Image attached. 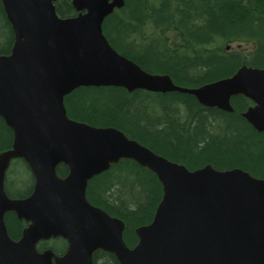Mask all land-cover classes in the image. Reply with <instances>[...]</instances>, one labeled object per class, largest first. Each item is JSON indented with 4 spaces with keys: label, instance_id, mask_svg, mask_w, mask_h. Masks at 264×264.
<instances>
[{
    "label": "water",
    "instance_id": "obj_1",
    "mask_svg": "<svg viewBox=\"0 0 264 264\" xmlns=\"http://www.w3.org/2000/svg\"><path fill=\"white\" fill-rule=\"evenodd\" d=\"M57 1L1 0L14 44L0 54V117L13 133L12 147L0 153V264H94L97 251L119 264H264V179L238 168L188 170L116 128L71 119L65 106L80 87L181 93L228 113L232 99L244 96L254 106L242 117L264 134V68L243 65L231 77L182 87L169 75L144 71L109 43L105 19L125 0H71L78 15L70 18L59 17ZM17 159L35 178L24 199L5 191ZM126 159L151 170L163 189L132 248L125 223L87 199L90 180ZM60 165L68 168L65 177ZM11 212L28 224L17 240L5 221ZM57 238L67 242L63 254L38 250Z\"/></svg>",
    "mask_w": 264,
    "mask_h": 264
},
{
    "label": "trees",
    "instance_id": "obj_2",
    "mask_svg": "<svg viewBox=\"0 0 264 264\" xmlns=\"http://www.w3.org/2000/svg\"><path fill=\"white\" fill-rule=\"evenodd\" d=\"M61 18L76 16L72 3H56ZM111 46L151 74L169 75L176 85L197 88L234 75L243 65L264 68V0H126L124 8L105 19ZM14 33L0 7V54L8 55ZM252 44L242 54L233 44ZM230 49H227V47ZM233 113L206 108L181 93L129 92L119 87H80L65 98L68 116L94 127H112L169 161L196 170L242 169L264 179V134L243 117L252 102L231 101ZM13 133L0 117V153L12 147ZM25 162L14 160L8 179L17 181ZM58 175L68 169L61 165ZM21 177V176H20ZM31 178V177H30ZM32 182V180H31ZM32 186V184H31ZM31 189V187H30ZM30 189L27 194L30 193ZM22 197L23 195H12ZM163 189L157 176L133 160H120L88 184L87 199L125 223L124 239L134 247L135 230L153 220ZM10 236L17 240L23 222L6 214ZM63 250L49 242L39 251ZM94 264H119L114 255L97 251Z\"/></svg>",
    "mask_w": 264,
    "mask_h": 264
},
{
    "label": "rangeland",
    "instance_id": "obj_3",
    "mask_svg": "<svg viewBox=\"0 0 264 264\" xmlns=\"http://www.w3.org/2000/svg\"><path fill=\"white\" fill-rule=\"evenodd\" d=\"M254 48V46L252 44H233L231 46V49L233 50H237L239 52H241L242 54H245L247 52H249L250 50H252ZM20 180L18 181H11V185L9 187V191L12 195H23V194H27L30 187H31V178L30 175L28 173V171L24 168H22V170L20 171ZM51 244H53V246L57 249H59L60 251L63 250L64 246L62 245V243L58 240H53L50 242Z\"/></svg>",
    "mask_w": 264,
    "mask_h": 264
},
{
    "label": "flooded vegetation",
    "instance_id": "obj_4",
    "mask_svg": "<svg viewBox=\"0 0 264 264\" xmlns=\"http://www.w3.org/2000/svg\"><path fill=\"white\" fill-rule=\"evenodd\" d=\"M58 1H60V0H58ZM57 1V2H58ZM68 1H70L71 2V0H68ZM56 2V3H57ZM125 4H126V0H125ZM125 6V5H124ZM0 7L3 9V12H4V14H5V17L7 18V16H6V13H5V10H4V6H3V4H2V2H1V0H0ZM124 8V7H123ZM56 11H57V9H56ZM76 11V10H75ZM58 14V13H57ZM76 14H77V11H76ZM60 17V16H59ZM8 20V19H7ZM9 22V21H8ZM13 31V30H12ZM14 44V43H13ZM12 47H13V45H12ZM12 49V48H11ZM251 106H254V104L252 103V105ZM250 106V107H251ZM248 110V109H247ZM246 110V111H247ZM245 111V112H246ZM245 112H243V113H245ZM242 113V114H243ZM251 125V124H250ZM253 127V126H252ZM258 132V131H257ZM260 133V132H259ZM263 134V133H262ZM20 160H22V159H20ZM23 162H25L24 160H22ZM25 164H26V167H27V171H28V173H29V175H30V177H31V180H32V186H31V189H30V193L29 194H27V195H25V196H22V197H11L8 193H7V190L9 189V187H10V185H11V181H12V179L10 178V179H8V171H9V169H8V171H7V174H6V178H5V191H6V193H7V195H8V197L9 198H11V199H24V198H27L28 196H30L31 195V193L33 192V190H34V186H35V178H34V176H33V174H32V171H31V169H30V167L28 166V164L25 162ZM11 166V165H10ZM67 174H68V172H67ZM17 177V181L18 180H20V175H17L16 176ZM91 181V180H90ZM99 208V207H98ZM14 214V213H13ZM15 215V214H14ZM16 216V215H15ZM16 218H17V216H16ZM17 220H19L18 218H17ZM5 221H6V216H5ZM20 222H23V229H22V232H23V230L26 228V227H28V224L25 222V221H23V220H19ZM7 225V224H6ZM21 235H22V233H21ZM21 235H20V237H21ZM19 237V238H20ZM57 239H61V238H57ZM51 240H54V239H51ZM51 240H49V241H51ZM49 241H44V242H49ZM67 245V244H66ZM66 248H67V246H66ZM66 250V249H65ZM65 252V251H64ZM63 254V253H62Z\"/></svg>",
    "mask_w": 264,
    "mask_h": 264
}]
</instances>
